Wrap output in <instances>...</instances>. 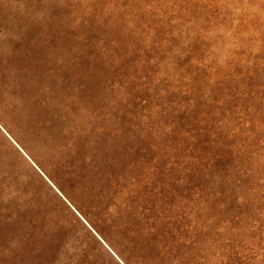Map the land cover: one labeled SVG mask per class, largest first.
Returning a JSON list of instances; mask_svg holds the SVG:
<instances>
[{
  "label": "rangeland",
  "instance_id": "rangeland-1",
  "mask_svg": "<svg viewBox=\"0 0 264 264\" xmlns=\"http://www.w3.org/2000/svg\"><path fill=\"white\" fill-rule=\"evenodd\" d=\"M256 28L264 0H0V264H264V132L219 194L174 125L228 135Z\"/></svg>",
  "mask_w": 264,
  "mask_h": 264
},
{
  "label": "trees",
  "instance_id": "trees-1",
  "mask_svg": "<svg viewBox=\"0 0 264 264\" xmlns=\"http://www.w3.org/2000/svg\"><path fill=\"white\" fill-rule=\"evenodd\" d=\"M261 30V28H256L254 30L255 35L264 33V31ZM231 54L234 56L236 52H231ZM241 55L244 58V63L237 65L233 69L232 75L235 77V75L238 74V77L242 79V83L238 85L243 87L233 92L237 105H235V111L231 114L232 119L230 121V126L232 130L229 131L228 135L220 138V136L214 132L216 127H214L213 123L211 122L208 124L206 119L207 116L201 113L199 109L192 110L193 105L190 104L189 101H185L186 110L182 112L180 119L178 118L177 122L174 123L176 128L180 127L183 129L182 135L179 137L183 155L189 150V153L195 157L194 159L198 164L201 175L219 180L217 185L211 184L209 187V190L213 193H225V188L227 190L225 182L230 177H226L228 171L224 169V165L232 160L233 156L236 154L237 158H239L240 150L237 148H242V146H234L229 143V140H233L235 137L239 136L238 134L242 135L248 131L253 133L258 131V134L264 132V83L257 87L253 84L256 79L259 81L264 80V40H262L261 44H252L250 52H244ZM219 85L217 89L222 90V86ZM253 86L256 87L255 90H251ZM258 105L261 106V108L255 109ZM217 117L224 118L222 115H217ZM214 120H216V118H214ZM8 135L17 143V140L14 139L10 133H8ZM211 136H214L215 140H213ZM247 136L248 138L250 137L249 135ZM17 145L19 146L18 143ZM21 149L25 151L23 148ZM186 158L187 157L184 155L185 161ZM244 175L245 172L239 171L235 183L240 184ZM220 183H222L224 187H221ZM237 187L238 186H234L232 188ZM15 193V200H21L20 202H22L23 206H29L33 202L34 197L27 190L21 191L15 189ZM56 196L59 198L58 200H60V197L58 195ZM60 202L62 201L60 200ZM62 204L64 203L62 202ZM34 208H36L37 211H41V208L37 205H34ZM19 216L23 217L24 214L20 212ZM106 254L109 255L108 252H106ZM111 258L115 264H119L113 257ZM136 258L141 263L145 262L144 257L140 255L139 252H137ZM79 264L104 263L95 257L89 250L82 249L79 252Z\"/></svg>",
  "mask_w": 264,
  "mask_h": 264
},
{
  "label": "water",
  "instance_id": "water-1",
  "mask_svg": "<svg viewBox=\"0 0 264 264\" xmlns=\"http://www.w3.org/2000/svg\"><path fill=\"white\" fill-rule=\"evenodd\" d=\"M119 262H120V260L118 259V258H116ZM121 263V262H120ZM122 264V263H121Z\"/></svg>",
  "mask_w": 264,
  "mask_h": 264
}]
</instances>
